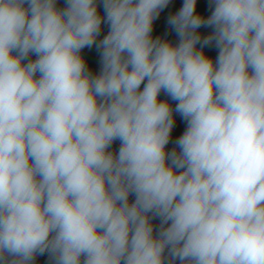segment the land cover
Returning a JSON list of instances; mask_svg holds the SVG:
<instances>
[{
    "label": "clouds",
    "instance_id": "1",
    "mask_svg": "<svg viewBox=\"0 0 264 264\" xmlns=\"http://www.w3.org/2000/svg\"><path fill=\"white\" fill-rule=\"evenodd\" d=\"M101 2L0 0V264H264V0Z\"/></svg>",
    "mask_w": 264,
    "mask_h": 264
},
{
    "label": "rangeland",
    "instance_id": "2",
    "mask_svg": "<svg viewBox=\"0 0 264 264\" xmlns=\"http://www.w3.org/2000/svg\"><path fill=\"white\" fill-rule=\"evenodd\" d=\"M59 0H57V4H58ZM98 2V13L103 17L104 16V9H103V4L101 2V0H97ZM184 1H178V0H169V4L160 12V15L158 16V18L156 20H160V19H164L167 17H170L172 15H174L176 12L179 11V9L182 7ZM209 3L210 0H197V4H196V13L200 14V13H206L207 15L211 14V9L209 8ZM56 4V5H57ZM109 31V26L107 23H103L101 25V32L100 35L103 34H107ZM213 31V29L211 27H207V26H201L199 29H197V32L201 35V39H203L204 37L208 36L209 34H211V32ZM170 42L172 44H177L179 42V37L177 36V34L175 33L173 35V38L170 40ZM197 49H201V44H197ZM203 52L204 54L211 58L213 60V62H215L216 57L218 56V49L215 47L214 42L210 45H205L203 46ZM100 68H95L96 69V74L99 73ZM93 74V75H96ZM166 94L162 91L160 96L158 97V99L160 101H166ZM187 127V123L186 121L182 118V116L178 113L175 121H174V127L172 129V132L170 134V141L168 143V145H166V150L167 151H171L173 148H177V145L175 144V141L183 134V132L186 130ZM116 146L115 147H110V151L118 152V149L120 147V141L116 140L114 141ZM179 149L177 148V151ZM135 197L134 195H130L129 200L130 202L134 201ZM153 225L155 226V228L159 227V218H155L152 220ZM177 264H179V262L177 261Z\"/></svg>",
    "mask_w": 264,
    "mask_h": 264
},
{
    "label": "trees",
    "instance_id": "3",
    "mask_svg": "<svg viewBox=\"0 0 264 264\" xmlns=\"http://www.w3.org/2000/svg\"><path fill=\"white\" fill-rule=\"evenodd\" d=\"M178 1H184V0H178ZM57 8H64L66 6V0H59L58 4L56 5ZM203 17L207 18L209 15L206 13H200ZM168 19H160V20H155L153 22V31H152V36L153 38L159 37L162 40L170 41L173 38V35L176 33L174 29L172 28L171 25L168 23ZM106 34L99 35L97 37V43H99V40L103 39V37ZM81 56L85 60L86 67L92 74H96V69L101 67V56H100V51L96 48L95 45H93L91 48L85 47L84 49L81 50ZM27 61H25L26 63ZM146 83V81H145ZM143 88V84L141 85V89ZM166 101L172 106L173 109H175L176 101L171 100L169 96H166ZM178 113L173 112L174 116V121L177 117ZM116 144L113 142L111 147H115ZM33 264H53L52 260L50 259L49 255L47 252H45L42 255H37L35 257V260Z\"/></svg>",
    "mask_w": 264,
    "mask_h": 264
},
{
    "label": "water",
    "instance_id": "4",
    "mask_svg": "<svg viewBox=\"0 0 264 264\" xmlns=\"http://www.w3.org/2000/svg\"><path fill=\"white\" fill-rule=\"evenodd\" d=\"M29 58H30V59H35L36 57H35V55H30Z\"/></svg>",
    "mask_w": 264,
    "mask_h": 264
}]
</instances>
